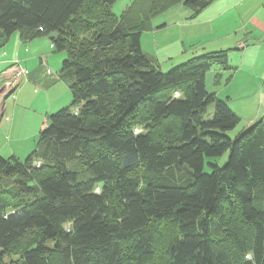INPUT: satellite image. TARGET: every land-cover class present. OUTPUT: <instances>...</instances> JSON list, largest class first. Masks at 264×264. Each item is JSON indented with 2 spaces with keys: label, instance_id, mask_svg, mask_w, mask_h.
Instances as JSON below:
<instances>
[{
  "label": "trees",
  "instance_id": "16d2710c",
  "mask_svg": "<svg viewBox=\"0 0 264 264\" xmlns=\"http://www.w3.org/2000/svg\"><path fill=\"white\" fill-rule=\"evenodd\" d=\"M213 1L0 0V50L47 37L72 95L25 161L0 155V264H264V115L228 134L205 85L226 52L162 72L140 47L156 15Z\"/></svg>",
  "mask_w": 264,
  "mask_h": 264
},
{
  "label": "crops",
  "instance_id": "0c3cea01",
  "mask_svg": "<svg viewBox=\"0 0 264 264\" xmlns=\"http://www.w3.org/2000/svg\"><path fill=\"white\" fill-rule=\"evenodd\" d=\"M165 13L167 17L174 13L176 19L171 23L169 19L163 24L152 22L153 29L144 32L146 36L141 34L142 52L159 65L166 64V68L205 53L226 52L229 66L234 70L209 71L205 85L209 77L213 88L208 92L227 103L235 100L228 106L235 104L237 110H243L247 104L248 108H253L254 101L243 98H249L250 92H264V0H214L196 16L181 5ZM171 28L176 29V33L170 32ZM54 52L47 37L26 43L16 33L0 50V74L13 63L27 70L14 98L5 100L0 120V155L3 157L22 158L21 148H26L25 151L33 148L47 116L70 104L67 103V83L62 82L60 75L61 59ZM215 73L221 75L218 85L214 82ZM50 97L55 101L49 102ZM251 116L249 124L257 120L256 115Z\"/></svg>",
  "mask_w": 264,
  "mask_h": 264
},
{
  "label": "rangeland",
  "instance_id": "374dc122",
  "mask_svg": "<svg viewBox=\"0 0 264 264\" xmlns=\"http://www.w3.org/2000/svg\"><path fill=\"white\" fill-rule=\"evenodd\" d=\"M134 1L135 0H116V2L114 3V5L112 6V12L116 16H119L121 13H123L124 11H126V9L129 6H131V4H133ZM168 19H169V21L171 23L172 20L176 19L175 14L172 13V15H169V17H167L166 13L163 12L161 14L156 15L154 17V19L152 20V22H154L155 24H159V23H162L163 24V23H167V20ZM152 26H153V24H152ZM176 31H177L176 29H172V28L170 30V32H174V33H176ZM14 33L18 34V32H14ZM142 34H145V33L143 32ZM145 36H146V34H145ZM54 54L56 56H59V59H61L60 60V63H61L62 60L64 59V53L54 52ZM59 54H62V55H59ZM152 59H154V58H152ZM154 61L158 65L157 67L162 72L170 71L169 69H172L173 68V67L172 68L171 67L170 68L169 67L166 68V66H165L166 64L160 63V65H159L158 62L155 59H154ZM179 63L181 64V62H179ZM61 65H62V63L60 64V68L59 69H61ZM64 78H66V81H71L70 74L68 75L67 73H65L64 74ZM62 82H64V80H62ZM1 84H2V82H0V85ZM68 86H69V84H66V87L65 88L68 90V95H67V99L68 100H67V103L69 104L72 101V99H71L72 98V95H71V92H70ZM212 88H213V82L211 81V79L209 77H207V79H206V89L208 91V89H212ZM65 95H66V93H65ZM248 97L249 98H247V97L243 98V100H248V102L250 100L254 101L253 108L252 107L248 108L249 107V104H247L243 108V110L245 109L243 111V110H237L236 107H235V104H233L234 107L229 106L232 109V111L240 118L239 124L233 130H231L228 133L231 137H233L236 133H239L240 131L244 130L246 127H248V126L251 125V124L248 123V117H250V115H252V116L256 115L257 120L260 119L261 117H263V115H264V106H263L264 92L263 93L250 92V94L248 95ZM238 99H239V97L237 98V100ZM8 100H10V99H8ZM49 100H50L49 102H54L55 101V98L50 97ZM59 100L62 101L63 99H59ZM258 100L261 101L262 103H259ZM233 102H235V100H231L230 102H228V103L226 102V103H227V105H229V104H232ZM212 110H213V106L211 105V106L208 107V112L206 113L205 118H211L212 117V113H213ZM240 111H242V112H240ZM51 113H53V112H51ZM37 131L38 130H35V132H37ZM37 139H38V134H37ZM35 145H36V142H35L33 148L35 147ZM33 148L30 151H25L27 149L26 148L24 149V147H22L21 150L23 151L22 152L23 154L20 155L22 158H19V160L21 162L25 161L27 159V157L29 156V154L32 152ZM228 154L229 153L226 152V153H224L218 159H210V160H207L206 164L204 165V172L209 173L211 171V168L207 165L208 162H211V163H214L215 162V163H217V165L222 166L226 162L227 157H228ZM163 233H164V237H167V235L169 233H171V227H169V226L165 227V229L163 230ZM162 242H163L162 239H159L158 246H161L163 244Z\"/></svg>",
  "mask_w": 264,
  "mask_h": 264
},
{
  "label": "built area",
  "instance_id": "2783aa9c",
  "mask_svg": "<svg viewBox=\"0 0 264 264\" xmlns=\"http://www.w3.org/2000/svg\"><path fill=\"white\" fill-rule=\"evenodd\" d=\"M26 74L27 70L18 63L11 64L8 70L0 74V82H2L0 85V120L4 115L5 100L9 97L14 98V92ZM35 166L38 167L39 163L36 162Z\"/></svg>",
  "mask_w": 264,
  "mask_h": 264
}]
</instances>
